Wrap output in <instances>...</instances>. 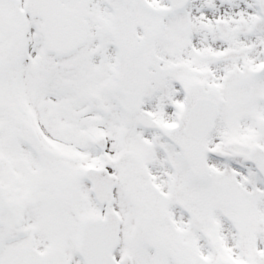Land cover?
I'll use <instances>...</instances> for the list:
<instances>
[{
	"label": "snow or ice",
	"instance_id": "1",
	"mask_svg": "<svg viewBox=\"0 0 264 264\" xmlns=\"http://www.w3.org/2000/svg\"><path fill=\"white\" fill-rule=\"evenodd\" d=\"M0 264H264V0H0Z\"/></svg>",
	"mask_w": 264,
	"mask_h": 264
}]
</instances>
